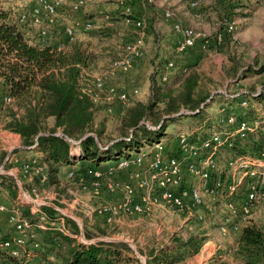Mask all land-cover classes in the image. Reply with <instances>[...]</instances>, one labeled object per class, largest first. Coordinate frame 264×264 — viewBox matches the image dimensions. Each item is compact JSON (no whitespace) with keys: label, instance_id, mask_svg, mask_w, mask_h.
Returning a JSON list of instances; mask_svg holds the SVG:
<instances>
[{"label":"built area","instance_id":"2783aa9c","mask_svg":"<svg viewBox=\"0 0 264 264\" xmlns=\"http://www.w3.org/2000/svg\"><path fill=\"white\" fill-rule=\"evenodd\" d=\"M143 1L148 5L155 4L154 0ZM171 1L173 0H162L164 4ZM87 2L88 0H19L17 23L37 27L40 38L45 39V22H54L68 11L79 13ZM185 2L192 11H198L201 5V0ZM119 3L122 5L124 24L135 28L139 33L124 45L122 54L111 62L109 71L95 76L84 88L93 103L106 104L108 112H111L115 101L123 104L129 101L131 95L138 94L137 90L127 92L118 89L114 84H109V79L115 72L127 74L132 70L142 57L145 42V22L140 18H131L132 10L126 5L127 0H119ZM163 16L167 20L174 18L169 9L164 10ZM80 19L76 17L64 27V35L69 44L76 41L78 32L92 29L90 21ZM172 28L180 37L175 47L177 54H183L197 46L201 52H205L212 42L220 44L224 38V32L209 36L182 27L176 22L172 23ZM234 30L235 22L225 21V33L232 35ZM167 67H173V63H168ZM166 78V75L162 77L163 80ZM215 94H222L227 99L234 98L221 90ZM11 102L8 96L1 98L0 114ZM240 106L245 109L254 108L253 118L238 119L236 114L229 111L227 104L222 103L216 116H210L206 120L207 123L217 121L219 129L210 126L203 133L205 125H200L190 131L184 130L177 134L175 141L147 146L135 155L121 157L89 175L76 177L74 171H70L67 179L77 180L79 184L78 193L70 201V206L76 204L87 221L97 217L108 224L115 223L122 217L150 216L156 210L174 212L183 216L187 223L196 220L205 224L204 220L209 222L213 212L219 210L222 212L218 228L221 235L239 232L250 224L254 210L264 205V110L256 109L255 105L246 100L241 101ZM202 107L204 106L201 105ZM236 140H260V144L254 154L243 153L223 159L225 151L233 148ZM11 160L18 163L16 158ZM19 173V178L12 172L8 173L15 178L17 187L13 203L0 201V216H6V226L9 229L8 239L0 238V263L3 261L1 258L6 257L12 260L7 264H60L54 255H42L44 248L40 243V231L56 230L83 245L95 243L85 239L81 219L47 203L37 186H31L29 190L23 187L24 181L31 180L33 176L39 178L40 186L47 184L45 169L36 165L35 158L23 163ZM103 189L112 200L97 206L87 205L82 201L83 195L98 198ZM45 206L58 212L55 220L50 219L43 211ZM24 209L28 210V217L24 216ZM66 218L76 224L78 232L71 229Z\"/></svg>","mask_w":264,"mask_h":264},{"label":"trees","instance_id":"16d2710c","mask_svg":"<svg viewBox=\"0 0 264 264\" xmlns=\"http://www.w3.org/2000/svg\"><path fill=\"white\" fill-rule=\"evenodd\" d=\"M131 18L136 17L132 15ZM223 32L224 38L228 37L225 30ZM28 33H31L35 44L30 43ZM37 33L35 39L31 27L16 24L7 12L0 9V101L3 96L10 97L12 101L3 109L0 118L3 119L4 129L18 135L22 146L37 155L36 165L45 169L47 184L56 187L59 192L63 190L68 199L72 198L68 190H73L70 189L73 185L76 190L79 184L77 180L62 181L59 178L63 167L75 166L80 162L78 169L71 171H74L76 177L89 175L121 157H129L142 148L162 142L167 136V127L184 115L198 119V123H204L210 118L207 109L208 105H213L214 99L207 101L210 95L201 83V76L193 71L192 66H184L179 71L180 75L172 78L169 84L161 86L157 83V77L162 79L170 74L166 72L169 69L168 62L164 71H156L150 77V99L146 103L135 102L128 106L120 117L117 137L110 139L109 144L104 143L102 136L106 133L105 123L99 126L95 123L100 104H94L84 92L88 82H84L83 77L94 71L96 66L92 55L80 43L67 46L65 37L58 41V38L53 37V29H47L45 39H41ZM49 36L52 38L50 42ZM254 69L261 72L264 64ZM246 76L243 74L237 78L241 80ZM256 93L242 94L221 103L227 104L229 111L236 114L238 119H252L254 108L245 109L240 106V102L246 100L251 105L256 104V109L264 110V81L259 94ZM201 105L204 107L201 108ZM102 107L105 110L108 108L106 104ZM252 142L236 140L234 147L225 151L223 159L243 153H256L260 140L254 142V145L250 144ZM2 185L15 195L13 185ZM31 186L41 187L38 177L33 176L31 180L24 181L23 187L26 190ZM43 211L52 220L58 215L57 211L48 206L43 207ZM23 212L28 217V210L24 209ZM98 219L93 218L92 224ZM100 220L108 224L104 219ZM67 223L74 232H78L72 220L68 219ZM234 234L232 264H264V230L248 225ZM87 235L90 234L86 230ZM39 236L44 248L42 255L52 254L60 264L137 262L125 253L128 247L124 244L99 242L83 245L56 230L40 231ZM8 237L9 229L1 227L0 238L6 240ZM203 241L199 234L193 233L185 241L176 240L171 248L161 249L154 254L151 264H177L187 256L197 254ZM1 259L3 261L0 264L12 261L6 257Z\"/></svg>","mask_w":264,"mask_h":264},{"label":"rangeland","instance_id":"374dc122","mask_svg":"<svg viewBox=\"0 0 264 264\" xmlns=\"http://www.w3.org/2000/svg\"><path fill=\"white\" fill-rule=\"evenodd\" d=\"M154 1L156 5H148L143 0H127L126 5H130L132 15L145 22L143 54L129 73L121 74L115 72L110 77L109 84L117 86L115 83H118V89L127 92L137 90L138 94L136 96L131 95L129 101L123 104L115 101L111 112H108L107 109L105 110L102 107L103 104L100 103L101 109L96 113L95 123L97 126L105 123L106 133L102 136V142L104 143H108L110 139L117 137L120 117L128 106L135 102L146 103L150 99V77L156 71H164L168 62L173 63L174 69L172 71L169 69L173 67L167 69L166 72H170V74L167 75L166 80L161 79L160 76L156 78L157 83L161 86L169 84L172 78L179 76V71L184 66H192L194 68L193 71L198 72L200 76H202L200 68L210 75L208 78L201 77V83L205 85L208 95H210L207 101L209 102L210 99H214L213 105H208L209 109H207V113L212 117L216 116L219 106L222 104L221 102H224V100H226L225 102L231 101V99H227L222 94H215L217 91H224L227 95L234 96L235 99L242 95V93L247 94L248 91L254 92L256 89L262 88L264 69L258 72L254 68L259 69L264 64V1L226 0L222 2L218 0V2L215 0L217 19L214 21V30L209 33V36H213L217 32H223L225 30V21L235 22L234 33L232 35L227 34L228 37H225L220 44L210 45L209 49L205 52H200V50L198 52L194 51L196 59L191 60L190 64L187 62L185 65L182 63L183 59L176 56V52H174L173 56L168 54L162 45V43L166 44V42H163L164 34L160 32L156 34L152 26H149L150 21L144 17V13L146 11L149 12L153 8L157 9V11H163V6L159 7V3L162 0ZM182 2H185V0H182ZM18 3L19 0H0V9L7 12L10 19L16 24ZM197 13L202 14L200 9H198ZM66 14L69 18L67 19L68 23L64 24L60 22V24L62 23L61 26L59 24L51 25L55 23L53 22L50 24L51 27H48L49 24H47L44 28L49 30L55 27L53 28V37L61 41L65 37L64 27L70 24L72 19L77 17L81 18L80 20L82 21L91 22L92 29L88 32H78L76 41L74 42L80 43L82 48L92 55L94 66L96 65L94 71L83 77L84 82L90 83L95 76L107 73L111 62L122 54L124 45L132 41L139 33L135 28L124 24L122 5L119 3V0H88L86 6L79 13L74 14L68 11ZM158 14V22H161L162 17L160 16V12ZM32 29L33 37L36 39L38 28ZM49 38L50 42L52 38L51 36ZM73 44L68 43L67 46ZM148 51L151 52L148 53ZM142 60H145V68L142 71L140 69L138 71L136 66L138 67ZM135 70L138 71L136 74L133 73ZM243 74H247L248 76L238 80L237 77ZM120 81L123 82L120 83ZM252 102L254 103V101ZM198 121V119L190 117V115H184L167 127V136L164 137L162 142L167 144L168 142L175 141L178 132L180 133L184 130L190 131L200 125H205L202 130L203 133L210 126L217 129L220 126L217 125V121L216 123L215 121L212 123H207L206 121L205 124L198 123ZM250 144L254 145V142ZM32 157L35 158L33 153L27 151L22 146L20 137L4 129L3 119L1 120L0 118V200L4 203L12 204L17 195L15 178L8 173L12 172L19 178L22 163L31 160ZM12 158L18 159V163L12 162ZM78 165H80V162L72 166V168H68L69 170H66L65 173L62 171L59 174V178L62 181L67 179V174L72 169L76 171L79 167ZM3 183L14 186V192H16L14 196L3 187ZM74 188L76 187L73 185L70 189L74 191ZM39 189L46 194L43 197L47 203L55 205L68 215L72 214L76 218L81 219L83 234L86 240H93L95 243L107 242L126 245L128 249H125L127 250L125 253L131 257L132 261L133 259L137 260V262L133 261L129 264H151V258L159 250L171 248L176 240L185 241L192 233L199 234L204 239L199 252L193 256H187L177 264H232L234 262V238L236 234L221 235L218 228L222 212L219 210L213 212V216L209 222L204 220L205 224H200L196 220H191L190 223H187L184 221L183 216L174 212L164 215L165 218L160 216L120 218L111 224H106L98 219L92 224L91 221H87L83 217L76 204L70 207L72 202L66 203L67 205L63 203V201L69 198L64 195L63 190L59 192L56 187L49 184L45 187L41 186ZM68 194L72 196V199L74 198L72 194ZM108 197L109 194L103 190L98 198H89L88 204L97 206L107 203L109 201ZM93 199H96V205L90 204ZM249 225H255L259 229L264 230V205L254 210ZM72 228L75 230L74 227ZM86 230L90 234L89 236L87 235L88 237L85 236Z\"/></svg>","mask_w":264,"mask_h":264},{"label":"crops","instance_id":"0c3cea01","mask_svg":"<svg viewBox=\"0 0 264 264\" xmlns=\"http://www.w3.org/2000/svg\"><path fill=\"white\" fill-rule=\"evenodd\" d=\"M215 4H216L215 0H202V5L199 8L200 12H202V14H201V13H197V11H192L191 9H189V7L187 6L186 2H182V0H173L169 4H166V5H164V3L162 4V2L160 1L159 7L163 6V11L169 9L174 15L173 16L174 17L173 20L165 19L163 17V11H159V10L157 11V9H154V8L151 9L149 12L146 11L144 13L145 14L144 17L146 19H148V21H150L149 22V26L150 25L152 26V29H153V31L156 34H158L159 32L164 34L163 42H166V44L162 43V45L165 47V50H167L168 54L173 56L174 52H175V47H176L178 41L180 40L179 39L180 37H179V35H177L173 31L172 23L176 22V23H179L182 27L191 28V29H194L196 31L209 34L212 30H214L213 29V27L215 25L214 21L217 19V12L215 11V8H216ZM154 5H156V3ZM158 12H160V16L162 17L161 22H158L159 21ZM66 15L67 14L64 13V14L60 15L59 17H57L56 20L54 21L55 22L54 24H51L53 22H51V23H48V22L46 23L45 22L44 24L45 25L49 24L48 27H51L50 24L51 25H56V24L60 25V22H62L64 24L68 23L69 21L67 19H69V18ZM53 28H55V27H52L51 29H53ZM168 28H169V31H168ZM30 34L31 33H28V37L30 39V43L35 44L36 41H34L31 38ZM198 48L199 47L197 46L194 49L189 50L186 53H183V54H180V55H177L176 53L175 54H176V56H179L178 58H182L183 59L182 63L184 65L187 62L190 64L191 60L196 59V54L194 53V51L198 52ZM149 52H151V51H148V53ZM152 55H154V54L152 53ZM145 65H146L145 64V60H142L141 63L139 64V66L138 67L136 66V68H138V71H139V69L142 71V70H144ZM138 71L135 70L133 73L136 74ZM200 72L202 73L201 77L208 78L210 76L207 72H204L202 70V68H200ZM118 81H119V79H118ZM122 82L123 81H120V83H122ZM115 84L117 86H119L118 83H115ZM259 89H261V88H259ZM259 89H256V92ZM248 93H251V92L248 91ZM33 155L35 157L37 156L34 153H33ZM32 158H34V157H32ZM68 168L70 169V168H72V166L63 167L61 169V172L63 171L65 173L66 170H69ZM42 190H44V189H42ZM39 191H41V190L39 189ZM104 192H106V191L104 190ZM68 193L72 194L75 197L77 195V193H78V188L76 190H74V191L68 190ZM40 194L42 196H46V194L43 191H41ZM89 198L90 197L85 196V195L82 196V199H84V202L87 205H89L88 204L89 203L88 202ZM107 199L110 201L113 198L109 195V197ZM71 200H72V198L63 201V203L66 204V203L70 202ZM95 200L96 199H93L92 203H90V204L96 205L97 202ZM0 201L3 202L2 200H0ZM169 214L170 213H168V212L165 213L162 210H156V211H154V213L152 215L146 216V217L160 216V217H164L165 218L164 215H169ZM126 218L127 217H122L121 219H126ZM6 223H7L6 216L5 215H1L0 216V226L6 228L7 227Z\"/></svg>","mask_w":264,"mask_h":264}]
</instances>
